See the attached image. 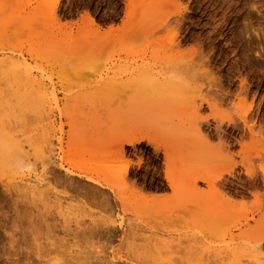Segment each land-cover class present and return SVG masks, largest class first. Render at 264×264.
I'll use <instances>...</instances> for the list:
<instances>
[{
  "label": "rangeland",
  "instance_id": "obj_1",
  "mask_svg": "<svg viewBox=\"0 0 264 264\" xmlns=\"http://www.w3.org/2000/svg\"><path fill=\"white\" fill-rule=\"evenodd\" d=\"M263 51L264 0H0V137L14 141L0 148V264H93L112 250L121 264H264ZM129 129L157 146H126L141 158L126 183L157 202L102 211L70 176L114 183ZM164 151L175 153L174 188ZM59 159L82 176L48 163ZM49 168L68 185L38 183ZM100 215L122 223L116 240L74 235ZM71 255L86 263H64Z\"/></svg>",
  "mask_w": 264,
  "mask_h": 264
},
{
  "label": "bare ground",
  "instance_id": "obj_2",
  "mask_svg": "<svg viewBox=\"0 0 264 264\" xmlns=\"http://www.w3.org/2000/svg\"><path fill=\"white\" fill-rule=\"evenodd\" d=\"M54 7V6H53ZM52 7V8H53ZM53 10V9H52ZM54 12H55V10H53ZM53 11H50V12H52L53 13ZM54 14H56V13H54ZM90 15V14H89ZM52 17V16H51ZM58 17V16H57ZM92 18H93V15H92ZM86 19V18H85ZM53 20V19H52ZM87 20V19H86ZM53 21H56V20H53ZM58 21V20H57ZM88 23H89V18H88ZM97 21V20H96ZM90 22L91 23H93V19H90ZM59 24V23H58ZM98 24V23H97ZM62 27V26H61ZM95 27V26H94ZM96 29H97V27H96ZM98 31V30H97ZM256 31V30H255ZM258 31L259 32H261V34H259V36H257V38L259 37V39L261 40L262 39V29H258ZM258 31H256V32H258ZM253 32H254V29H253ZM256 32H254L255 33V35L257 34ZM257 34V35H258ZM263 41V40H262ZM260 43H261V41H260ZM262 44V43H261ZM262 47V46H261ZM263 50V49H262ZM264 52V51H263ZM13 63L11 64V67H10V70L14 73V74H16L17 73V68H19L20 66H18V64H15L14 62L15 61H12ZM17 63V62H16ZM18 66V67H17ZM0 72H1V70H0ZM205 100V99H204ZM206 102V101H205ZM209 102V101H208ZM201 105V104H200ZM207 105H211V104H207ZM243 116V115H242ZM204 119H206V118H204ZM205 122H206V120H205ZM208 123V122H207ZM203 126H201V128H202ZM219 127V126H218ZM205 128V127H204ZM219 129V128H218ZM202 131V130H201ZM260 131V130H259ZM203 132V131H202ZM206 132V131H205ZM261 132V131H260ZM205 134H207V133H205ZM261 134V133H260ZM204 135V134H203ZM208 135H209V133H208ZM207 135V136H208ZM202 136V135H201ZM6 137V136H5ZM5 137H0V148L1 149H4V151H5V148H3V146H5V145H1V144H7V142L6 141H13V138L11 137V136H8L7 138H9L10 137V139H8V140H5L4 141V139H5ZM118 137V142H116V143H118V147H116L117 149L115 150V152H114V156H113V154H112V156L115 158L114 160H116L117 159V161L118 160H122L123 161V164L121 163V166L120 167H115L114 168V177H116V178H114V183H111V182H108L107 180H104V181H100L99 179H94V178H92V177H87V176H85V175H83V177L85 178V180H87L88 181V183H87V181L85 182V183H80L79 185L81 186H79L78 184L77 185H73V182H74V179L72 178V176H70L71 177V180H73V182H70L69 183V186H70V188H71V190H75V191H77V192H79V190L80 191H82L83 192V195L84 196H86L89 200V202L91 203V205L92 204H94L95 205V207L97 206V207H99L100 209H102V211H105V210H108L109 208L111 209V201H112V203H113V201L114 202H116V204H119V206H120V208H121V210H123V211H125V209H126V206L127 205H129L131 202H132V200H134V199H132L131 197L132 196H134L135 198H138L137 199V201H139V202H147L149 199L150 200H152V201H154V202H157V198H156V196H152V197H149V196H147V195H145V194H142V193H140L141 191H143V190H140L139 192H138V188L139 187H137V189L136 188H134V184H135V182H134V184L133 185H129V186H133V188H129L128 187V185H127V181H128V174H129V168L131 167V165L132 164H136V165H139L140 164V162H141V158L140 157H138L137 158V161L136 162H133L130 158H129V156L127 155V150H126V146H131V147H134V146H136L137 144H139V143H141L142 141H147L148 143H149V145L150 144H153L154 146H157V143H156V140L154 139V137H152L151 135H149V133H147V132H145V131H142V130H137V129H132V130H128V131H125V132H122V133H120L119 134V136H117ZM2 138V139H1ZM202 138V137H201ZM205 138H206V135H205ZM211 138V137H210ZM260 138V137H259ZM202 139H204V138H202ZM1 140H2V143H1ZM208 140V139H207ZM219 140H221V139H219ZM218 140V141H219ZM4 141V142H3ZM115 141L116 140H114V143H115ZM204 141V140H203ZM209 141V140H208ZM225 141V140H224ZM224 141L222 142V143H224ZM14 142V141H13ZM13 142H11V143H13ZM146 142V143H147ZM115 143V144H116ZM219 143V142H218ZM225 144H226V142H225ZM16 145V144H15ZM219 145V144H218ZM246 145V144H245ZM8 145H6V147H7ZM12 146H14V145H12ZM152 146V145H151ZM153 146V147H154ZM217 146V145H216ZM222 146V145H221ZM228 146V145H227ZM241 146V145H240ZM222 147H225V146H222ZM242 147H244V146H242ZM241 147V148H242ZM114 148V147H113ZM156 148V147H155ZM226 149H227V147H226ZM245 149V148H244ZM9 150H10V148H9ZM8 150V151H9ZM112 150V149H111ZM243 150V149H242ZM107 151V150H106ZM215 151H216V149H215ZM247 151V150H246ZM262 151L264 152V147H262ZM0 152H3L2 150H0ZM104 152H105V150H104ZM224 152V151H223ZM240 152H241V150H240ZM243 152V151H242ZM217 153H220V151L219 152H216V155H217ZM0 154H3V153H0ZM224 154H225V152H224ZM241 154H243V153H241ZM241 154H240V156H241ZM247 154L248 153H246V156H247ZM163 155H164V164H165V170H164V173H165V180L167 181V183H168V185L171 187V188H174L175 187V184L177 183V176H176V170H175V153L174 152H166V151H164L163 152ZM245 154H243V156H244ZM227 156V155H226ZM225 157V156H224ZM242 157V156H241ZM183 159V158H182ZM216 159H218V158H216ZM246 159V158H245ZM10 160V159H9ZM247 160V159H246ZM245 160V161H246ZM212 162L214 163V161H213V159H212ZM246 162H248V160L246 161ZM14 163V162H13ZM48 163H51V165L53 166H56L57 168H58V170H62V171H64V174L67 176V177H69V175H78V176H82V174L80 173V172H78V171H76L75 169H72V170H70L69 168H65V164H64V161L62 160V159H59V161H57L56 163H53V162H48ZM12 164V163H11ZM15 166H16V164H14ZM48 165H50V164H48ZM214 165V164H213ZM241 165L245 168V173H247V175H254V173H253V170H252V168H251V165H249V163L248 164H245L244 162L243 163H241ZM249 165V166H248ZM48 167V166H47ZM47 167H46V169L45 170H47ZM55 167V168H56ZM177 167V166H176ZM235 167V166H234ZM234 167H230V168H226V169H224L223 171H221L220 173H218L217 174V176H216V179H217V177H219V176H221L224 172L225 173H228V175H230L231 174V172H232V169L234 168ZM51 168V167H50ZM49 168V169H50ZM260 170H262L263 172H264V166L262 167V166H260ZM44 170V171H45ZM55 170V169H54ZM57 170V171H58ZM108 169H106L105 168V171H107ZM48 171V170H47ZM47 171H45V172H43L44 174H46L47 173ZM261 171V172H262ZM262 172V173H263ZM49 173V175L50 176H43V174H42V176H40V178H39V180L37 181L38 183H40L41 181H43V179H45L44 180V182L46 181L47 183H49V179L51 178L52 180H54V181H52V183L53 182H57V185L58 184H61V186L63 185H68V183H67V180H70V178H67V179H65L63 176H61L60 175V173L61 172H59V173H54V171H53V168L52 169H50V172H48ZM196 173V172H195ZM198 173V172H197ZM196 173V174H197ZM248 176V177H249ZM263 176V175H262ZM47 178V179H46ZM211 178H213L212 176L210 177L209 176V174H201L200 175V173L199 174H197L196 176H195V182H197L196 180H201V181H203L204 183L205 182H207V184L208 183H210V181L212 180ZM221 178V177H220ZM264 178V177H263ZM262 178V179H263ZM50 179V180H51ZM215 179V178H214ZM48 180V181H47ZM45 182V183H46ZM192 182H193V180H192ZM212 182H214V181H212ZM74 183H76V180H75V182ZM77 183H78V181H77ZM129 184V183H128ZM132 184V183H131ZM216 184H218L217 182H216ZM215 184V185H216ZM55 185H56V183H55ZM214 185V184H213ZM213 185H212V187H213ZM62 186V187H63ZM40 187V186H39ZM66 188L68 187V186H65ZM136 187V186H135ZM218 187H219V184H218ZM65 188V189H66ZM69 188V187H68ZM67 188V189H68ZM69 188V189H70ZM131 189L130 190V192L128 191L129 189ZM223 188V187H222ZM221 188V189H222ZM215 189H218V188H214V190ZM137 190V191H136ZM213 190V191H214ZM222 190H224V188L222 189ZM221 190V191H222ZM69 192H70V190H68ZM126 191H128V193H129V196L128 197H126L124 194H125V192ZM226 191V190H225ZM225 191H223L222 193H226ZM66 192V191H65ZM109 192L112 194V197H113V200H110L111 198V196L109 195ZM74 193V192H73ZM127 193V192H126ZM145 193V192H144ZM215 193V192H214ZM67 194V193H66ZM72 195V194H71ZM77 195V194H76ZM127 195V194H126ZM227 195H229V194H227ZM231 195V194H230ZM225 197V196H224ZM86 198V199H87ZM78 199H80V198H78ZM87 201V200H86ZM228 201H230V198L228 199ZM87 203V202H86ZM86 203H85V205H86ZM87 204H89V203H87ZM84 205V206H85ZM146 205H147V203H146ZM116 206V205H115ZM118 206V205H117ZM118 206V207H119ZM90 207V206H89ZM89 207H87V209L89 208ZM112 207H114V206H112ZM116 208V207H115ZM115 208H113V210L115 209ZM130 208V207H129ZM99 209V210H100ZM117 209V208H116ZM89 210V209H88ZM92 210V209H91ZM18 211V210H17ZM90 211V210H89ZM112 211V210H111ZM111 211H109V212H111ZM92 212H93V210H92ZM17 213H19V211L17 212ZM104 213V212H103ZM106 213H108V211L106 212ZM106 213H105V215H106ZM111 213H113V212H111ZM110 213V214H111ZM19 216H20V213L18 214ZM107 215H109V213L107 214ZM19 216H18V218H19ZM101 216V215H100ZM112 216V215H111ZM264 216V215H263ZM99 217V216H98ZM99 218H101V219H99V221L101 222H99L98 221V223L97 222H95V221H93V220H95V219H93L92 221H93V223L94 224H92V226H90V225H88L89 227H87V228H85L86 227V225L84 224V226L85 227H83V225H82V227H83V230H82V228H81V230H80V228H78L77 229V231L78 232H80V233H78V232H76L74 235H76V236H78V237H84V239L85 240H92V239H90V237L92 238V237H94V236H98L100 239H102V238H104L103 240L105 241V243L107 242V241H111V239L113 240V238H115V236H117V231H118V229H122V223L121 222H116V220H108V218H104V217H99ZM115 218V217H114ZM21 219V218H20ZM261 222L262 223H264V217H262V219H261ZM89 223V222H88ZM120 227V228H119ZM18 228V227H17ZM19 230V229H18ZM80 230V231H79ZM4 231V230H3ZM21 231V230H20ZM24 231V230H23ZM23 231H21L23 234H24V232ZM30 231V230H29ZM121 231V230H120ZM30 233H32V232H30ZM78 233V234H77ZM23 234H21L22 236H25V235H23ZM82 236H81V235ZM123 234V233H122ZM132 235H134L135 236V234H132V232H131V234H130V236H132ZM97 237V238H98ZM133 237V236H132ZM88 238V239H87ZM99 238H98V240H99ZM122 238H124L123 237V235H118V238H117V241L119 240V241H121L122 240V242H123V239ZM84 239H82V240H84ZM94 239V238H93ZM115 240H116V238H115ZM19 241V240H18ZM114 241V240H113ZM125 241V240H124ZM75 242V241H74ZM98 242V241H97ZM99 243V242H98ZM103 243V242H102ZM124 243V242H123ZM123 243H121V244H123ZM17 244H18V242H17ZM19 244H20V242H19ZM99 244H101V242L99 243ZM108 244V243H107ZM112 244V243H111ZM110 243H109V245H111ZM118 244H120V243H118ZM120 244V245H121ZM104 245H106V244H104ZM18 246V249L20 248L19 247V245H17ZM35 246V245H34ZM77 246V245H76ZM113 246H114V244H113ZM117 246V245H116ZM122 246V245H121ZM26 247V246H25ZM24 247V248H25ZM37 247V246H36ZM100 247V246H99ZM102 247H103V249H104V247H106V246H103L102 245ZM112 247V246H111ZM27 248V247H26ZM25 248V249H26ZM33 250H31L30 249V252H32L33 253V251H34V247H31ZM109 248V247H108ZM108 248L106 249V250H108ZM115 248V247H114ZM102 249V248H101ZM110 249V248H109ZM113 249V248H112ZM28 250H29V248H28ZM111 250V249H110ZM21 251H24V253H25V250H21ZM109 251V250H108ZM28 252V251H27ZM19 253H20V251H19ZM23 252H21V254H22ZM29 253V252H28ZM35 253V252H34ZM109 253H110V251H109ZM99 254H100V251H99ZM107 254V253H106ZM105 254V255H106ZM23 255V254H22ZM28 255V254H27ZM78 255H79V252H78ZM78 255H71V258H70V260L72 259L74 262H80V260H82L81 258H83L84 260L86 259L85 257H81L80 258V256H78ZM101 255H102V253H101ZM95 256V255H94ZM99 256V255H98ZM108 256V255H107ZM18 257V256H17ZM24 257H26V255L24 256ZM29 257V256H28ZM34 257V256H33ZM64 257H66V255L64 256ZM64 257H62L63 259V262L65 263H71L72 262V260L70 261L69 260V262H68V260H64ZM87 257V256H86ZM108 257H110V254H109V256ZM20 258H21V256H20ZM67 258V257H66ZM87 258H89V257H87ZM92 258V257H91ZM99 259H97V261H93L94 263L93 264H116V261H119L120 262V264H121V262L122 261H128V257H123V256H121V255H116V253H114V251L112 250L111 251V257L110 258H105V257H98ZM19 259V257L17 258V260ZM14 261V260H12V262H10V263H8V264H16L18 261ZM87 260V263L86 262H84L83 260H82V262H84V263H86V264H88V263H90V261H88V259H86ZM92 260V259H91ZM94 260H95V258H94ZM130 260V259H129ZM169 261V260H168ZM152 262V261H151ZM31 263V262H30ZM29 263V264H30ZM81 263V262H80ZM162 263V262H161ZM91 264V263H90ZM118 264V263H117ZM127 264V263H126ZM129 264H131V263H129ZM171 264V263H170Z\"/></svg>",
  "mask_w": 264,
  "mask_h": 264
}]
</instances>
